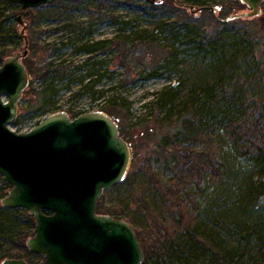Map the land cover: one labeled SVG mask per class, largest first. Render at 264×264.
<instances>
[{
    "label": "rangeland",
    "instance_id": "rangeland-1",
    "mask_svg": "<svg viewBox=\"0 0 264 264\" xmlns=\"http://www.w3.org/2000/svg\"><path fill=\"white\" fill-rule=\"evenodd\" d=\"M156 1L168 5L174 1L177 4H186V0ZM195 1L193 11L190 7L176 4L184 8L176 14L136 15L124 11L126 13L121 20L131 23L127 32H132L128 48L135 64L121 67L117 62V55H101L99 60L109 62L110 73L107 77L95 83L96 77L84 78L91 72V66L77 70L75 76L84 80L73 84L60 83V92L55 104L44 109L40 106L39 97L33 94V90L41 85V81L35 77L37 80H30L23 93L19 102L18 117L10 125V129L18 133L29 132L39 121L60 111L69 113L72 119L76 118L77 114L103 111L104 102L101 101L104 98L95 100L90 95L76 96V93L80 90L84 92L83 89L89 86L97 91L112 89L109 94H115L130 105V112L120 113L116 119L112 118L117 121L121 136L132 144V161L135 159L136 166H131L130 172L136 177V184L131 186L127 181H123L105 191L102 197L108 211L120 210L122 219L128 221L135 230H146L150 239H154L158 236L155 222L172 224V216L178 215L177 201L174 198L180 192L190 201L188 223L184 229H175L183 238L186 251L191 255L185 254L179 261L171 264H213L211 257L215 252L214 247L229 255L227 261H230V264H264V247L261 246L259 238L253 235L249 239L247 235V225H252L256 220H264V191L254 192L252 195L248 193L251 185L260 183V163L248 150L245 141L232 135L226 121L221 117L230 115L232 109L241 110L246 105L244 110L247 108L248 112L243 116L244 121L240 126H245V130L250 126L259 133H264L263 33L260 37L253 38V41L256 39L253 45L256 44L257 47L254 55L245 57L239 65H235V74L241 76L239 82L237 81L238 86H226L227 79H223V65L247 52L245 47L249 44L241 42L239 36L247 27H252L256 35L260 28L264 29V3L260 16L235 19L230 21L235 22L234 24L223 28L222 25L215 24L216 18L223 19L230 14L250 12L249 7L243 3V6H239L235 0H211L208 2L210 4L206 5L203 3L207 0ZM56 11V8L39 7L34 9L33 13L24 15L27 24L25 34L29 39L27 57L33 55L31 40L41 32L40 44L51 46L46 52L36 55L31 61L32 65L34 63L40 68L49 61L58 60L66 61V64L71 63L73 70L74 66L86 63L87 55L76 50L82 43L72 45L67 37L63 36L64 31L53 30L64 22L73 20L84 23L89 18L83 15L81 10L74 11L75 14L68 19L50 15ZM10 13L11 10L6 9L4 1L0 0V33L9 36L16 31L20 35V38L13 40L0 37V51L6 50L5 59L25 50V39L21 34L23 26L17 20L19 10L14 19L9 21L6 16ZM172 21H178L180 27L171 31L165 25ZM198 22L205 29H225L224 40L220 42L218 51L214 54L208 46L200 49L187 37V30L195 32L191 30V26ZM120 27L121 25L106 19L100 24L97 32L89 37V42L114 38ZM172 54L174 57L170 58ZM141 57L146 59L145 62L137 61ZM153 57L161 60L164 68L158 72L159 76L151 78L144 70ZM26 58L23 59L24 64L29 63ZM140 74L142 76L136 79ZM169 85L174 87L173 90L168 88ZM212 85L216 86L217 92L213 93L211 105H218L213 112L217 117H210L211 123L205 128L202 140L192 146L194 153L191 156L194 162L187 165L185 160L178 165L169 153L161 157L158 154L159 143L166 135H173L180 130L181 122L193 112L192 92L200 96L199 101L194 103V106L198 107L206 99L205 89ZM241 85L243 88L239 87ZM167 91L174 95L173 102L167 106L156 105V97ZM235 92L238 95H233ZM142 124H146L148 128H142ZM182 156L183 153H180L177 159L180 161ZM205 164L219 167L221 176L215 175L210 168L203 167ZM3 179L0 174V184ZM141 182L145 184L144 190L140 188ZM204 235L212 237L211 240ZM193 236L200 241L193 250L195 253L190 249L194 243ZM35 255L26 257V260L33 264H45L44 259Z\"/></svg>",
    "mask_w": 264,
    "mask_h": 264
},
{
    "label": "water",
    "instance_id": "water-1",
    "mask_svg": "<svg viewBox=\"0 0 264 264\" xmlns=\"http://www.w3.org/2000/svg\"><path fill=\"white\" fill-rule=\"evenodd\" d=\"M9 1L29 10L58 0ZM241 2L250 12L218 20L260 16L264 0ZM17 20L23 26L25 50L7 57L0 67V174L12 186L1 206L33 215L34 235L26 245L45 264H142L144 253L135 229L125 219L97 209L104 192L125 181L132 165V146L121 136L117 121L105 111L73 119L60 111L29 132L10 129L30 84L23 63L29 54L27 24L23 15ZM0 264L33 263L7 258Z\"/></svg>",
    "mask_w": 264,
    "mask_h": 264
},
{
    "label": "trees",
    "instance_id": "trees-1",
    "mask_svg": "<svg viewBox=\"0 0 264 264\" xmlns=\"http://www.w3.org/2000/svg\"><path fill=\"white\" fill-rule=\"evenodd\" d=\"M5 3V8H9L11 13L6 16V20H13L16 16L17 10H19V15H27L28 13H33L34 9L23 10L20 5L12 4L9 0H3ZM211 0L205 1L203 4H210ZM189 7H194L196 4L195 0H186L184 1ZM221 2V1H220ZM236 4L239 6H243L240 0H235ZM177 3L174 1L172 4H161L156 0H58L49 5H43L41 7H50L56 8L57 11L51 13V16H55L57 18H71L76 10H81L85 8H90L94 10L100 11L102 19L97 21L96 13H92L86 15L89 17H94L93 21L88 20L84 23H78L76 21H68L64 22L62 26L55 28L53 31L60 32L64 31L65 34L63 36L67 37V40L72 45H76V43L81 42L82 45L76 48L77 52H81L87 55L86 63L82 66H74L72 70V64H66V61H49L45 63L40 68L36 67L31 61L33 58L39 53H44L47 51V48L51 46V44H40L41 32H38L35 37L31 40V51L33 53L32 56L27 57L29 63L25 64L29 73L30 80L34 82L36 78L41 81V85L38 89L33 90V94L37 95L40 100V106L44 109L48 105H53L56 102V99L59 95L60 89L58 85L63 82H67L69 84H73L74 82H82L84 78L90 76V78L96 77V70L100 68L102 73H99V76L96 77L95 83L99 82L103 78L107 77L109 72V62L107 60H94L91 61L92 57L89 55L91 52H98L101 55H106L109 53H113L117 55V62L121 67H130L134 65L133 63L135 59H133L131 55V51L128 48L129 39L132 36L131 33H127L128 25H130V21L121 20L124 17V14L129 12V14H166L172 13L176 14L184 10V8L176 5ZM182 4V3H180ZM224 3L222 2V5ZM206 7V6H205ZM122 10V11H121ZM126 11V12H124ZM84 15V13H83ZM231 15V14H230ZM228 16V15H227ZM226 16V17H227ZM225 17V18H226ZM106 19H109L113 24L121 25L119 33L111 39H103L97 42H89V37L91 34L95 32V28L90 27V23L96 25L97 23L102 24V22ZM215 24L222 25L223 28L230 27V25L235 22L222 23L217 18L214 20ZM165 26H168L170 30L178 29L180 26L178 25V21H172V23H166ZM263 27V26H262ZM191 30H195V32H191L187 30V37L190 38V41L195 43L200 49L202 47H207L211 50V53L214 54L218 51V47L220 42L224 40L225 29L218 30H209L203 28L202 25L194 24L191 26ZM198 30V31H197ZM127 33V34H126ZM254 29L252 27H247L246 30L239 36L241 42H246L247 52L244 55H241L240 58H235L233 61H227L223 65V72L225 76L223 79H227L226 86L231 88L238 86V80L241 76L236 75L235 71L236 64L241 63L245 57L254 55L255 49H257L256 44L253 45L256 39L253 41V38L260 37L263 33L264 37V29L260 28V32L258 35L254 34ZM0 37L4 39H16L20 38V35L14 31L9 34V36H4V33H0ZM261 41V39H258ZM145 43V42H144ZM54 45V44H53ZM6 50L2 49L0 51V63L3 64L6 57ZM172 54L170 58H173ZM147 58V57H146ZM146 60V59H145ZM145 60L141 57L137 59L139 62H145ZM173 62V61H172ZM94 68V71L90 72L88 75L84 76V78H78L75 76V72L79 69H83L85 67L91 66ZM137 64V63H136ZM177 63H174V65ZM239 65V64H238ZM237 65V66H238ZM76 68V69H75ZM164 68V65L161 64V60H157L156 58H151L144 72H148V76L151 78L159 76L158 72ZM114 74V73H111ZM142 74L137 75L136 79L141 77ZM36 77V78H35ZM37 80V79H36ZM238 81V82H237ZM33 84V83H32ZM218 87V86H217ZM243 88V85L239 86ZM169 89L171 87L169 85ZM216 86L212 85L207 87L205 90L207 91V96L204 101L200 103L198 107L194 106V103L199 101L200 96L197 95L196 92H192L191 99L193 106V112L190 117L184 118L181 122L180 130L176 131L173 135H166L162 141L159 143V151L158 154L161 157H165L167 153L170 154L172 159H175L179 165L182 164L185 160V164H191L193 152L192 146L196 145L198 141L202 140L203 132L208 124L211 123L210 117L216 116L213 114L215 108H217V104H212L213 93L217 92ZM84 92L80 90L76 93V96L90 95L92 99L100 100V98H104L101 102H104L103 111L109 113L114 119L120 115V113L130 112V105L126 103L124 100L122 101L115 94H109L112 92V89L97 91L94 90V87L89 86L85 87ZM233 95H238V93H234ZM172 94L164 92L159 94L156 97V105L159 106H167L169 103H172L174 98H172ZM246 105L241 110L232 109L230 115L221 116L224 121H226L229 130L234 137L245 141L247 144L248 150L253 153L256 157V160L260 163V169L258 174L260 176L259 185L255 184L251 185L248 188V193L251 195L254 192L262 193L264 191V133H259L258 130L253 127L248 126V130H245V126H240L242 121H244L243 116L246 114L247 108L244 110ZM43 112V111H42ZM80 114H77L75 117H78ZM217 117V116H216ZM41 121L38 122V125ZM142 128H148L146 124H142ZM121 134V133H120ZM126 139V138H125ZM127 140V139H126ZM130 144L131 142L127 140ZM132 146V144H131ZM180 153H183L180 161L177 159L180 156ZM131 166H136L135 159L132 161ZM203 167H207V169L213 170V173L217 176H221V169L214 165H203ZM200 169V168H199ZM136 177H133L131 172H129L125 181H127L131 186H135ZM144 182H141L140 188L144 190ZM12 186L6 182L4 179L1 180L0 184V262L4 259L12 258V259H20L28 256H32L33 253L29 252L26 241L27 239L34 234L35 230V220L33 215L29 213L26 209H6L1 206V200L6 197L11 191ZM105 194V193H104ZM103 194V195H104ZM177 201L178 207V215L172 216V224H164L155 222V230L158 233L154 239H150L149 232L144 229L135 230L137 237L141 243V247L144 253V260L142 264H171L172 262H177L183 257L185 254H190L189 251L185 249V242L183 238L180 237L179 232L176 229H184L188 223V207H189V198L186 196H182L180 192L174 198ZM104 198L102 197L98 202V212L109 214L116 218H121L122 214L120 210L116 211H108L103 203ZM255 223V224H254ZM176 228V229H175ZM248 229V237L249 239L253 237L259 238L261 242V246L264 247V220H256L252 223V225H247ZM194 232L197 233V230L194 228ZM207 239L211 240L212 237L204 235ZM194 243L190 247L191 251L195 253L193 250L199 244V239L195 236L192 237ZM215 250L213 256L211 257L213 264H230V261H227L229 258L228 254H225L217 247H214ZM37 256V254L35 255ZM40 258L44 259L39 255ZM45 260V259H44ZM30 261V260H27ZM30 263V262H29ZM236 264V263H233Z\"/></svg>",
    "mask_w": 264,
    "mask_h": 264
},
{
    "label": "flooded vegetation",
    "instance_id": "flooded-vegetation-1",
    "mask_svg": "<svg viewBox=\"0 0 264 264\" xmlns=\"http://www.w3.org/2000/svg\"><path fill=\"white\" fill-rule=\"evenodd\" d=\"M183 5H187V4H183ZM82 12L84 13V15H89V14H92V13H96V18L95 19L97 21H100L102 19L101 14H100V11H98V10H94V9H90V8H85V9H82ZM93 19H94V17H89V20L90 21H93ZM89 26L92 27V28H95V32H97V30H98V28L100 26V23H97L96 25H94L93 23H90ZM93 34H91V36ZM91 42H94V41L92 40ZM89 56L92 57V59H91L92 62L94 60L99 61V59L101 58V54L98 53V52L94 53V51L91 52V54ZM91 67H92V63H91ZM91 71L92 72L94 71V67H92ZM99 73H102V70L100 68H98L96 70V77L99 76Z\"/></svg>",
    "mask_w": 264,
    "mask_h": 264
}]
</instances>
